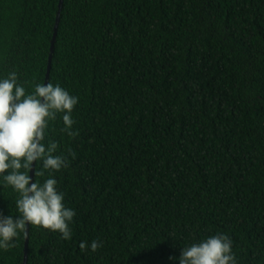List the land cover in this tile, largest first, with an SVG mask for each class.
Listing matches in <instances>:
<instances>
[{
    "label": "trees",
    "instance_id": "1",
    "mask_svg": "<svg viewBox=\"0 0 264 264\" xmlns=\"http://www.w3.org/2000/svg\"><path fill=\"white\" fill-rule=\"evenodd\" d=\"M59 5L0 0V76L29 93ZM49 81L79 97L74 135L58 114L46 137L76 216L71 240L30 227L27 264H173L215 234L236 264H264V0H64ZM17 198L0 187V214ZM25 247L0 264H24Z\"/></svg>",
    "mask_w": 264,
    "mask_h": 264
},
{
    "label": "clouds",
    "instance_id": "2",
    "mask_svg": "<svg viewBox=\"0 0 264 264\" xmlns=\"http://www.w3.org/2000/svg\"><path fill=\"white\" fill-rule=\"evenodd\" d=\"M79 97L60 84H36L29 93L17 73L0 76V187L9 186L18 194L15 201L17 215L0 214V250L15 246L29 226L58 232L62 239L71 240L75 210L64 203L65 195L58 187L54 173L67 167V158L57 152L58 144L48 140L49 121L62 114L65 131L70 136L75 121L72 113ZM36 165L35 176L48 178L42 183L32 180L30 173ZM81 251L89 248L80 243ZM102 243L93 240L91 251ZM173 264H236L232 241L226 234L211 235L198 243L182 247L179 257L171 256Z\"/></svg>",
    "mask_w": 264,
    "mask_h": 264
},
{
    "label": "water",
    "instance_id": "3",
    "mask_svg": "<svg viewBox=\"0 0 264 264\" xmlns=\"http://www.w3.org/2000/svg\"><path fill=\"white\" fill-rule=\"evenodd\" d=\"M63 5H64V0H60L59 11H58L56 24H55V29H54V37H53L52 46H51V56H50V60H49V66H48V73H47L46 83L49 82L50 73H51V69H52V60H53V56H54L55 45H56V41H57L58 29H59V25H60ZM35 166L36 165L34 163L33 171L31 172V176H32L33 182H34V176H35ZM29 231H30V226L28 228V232H27V235H26L25 262H24V264H27V262H28Z\"/></svg>",
    "mask_w": 264,
    "mask_h": 264
}]
</instances>
